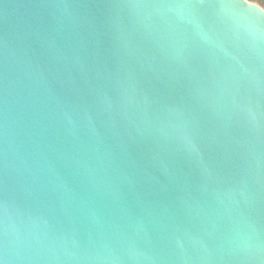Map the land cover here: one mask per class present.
I'll return each mask as SVG.
<instances>
[{
    "label": "water",
    "instance_id": "1",
    "mask_svg": "<svg viewBox=\"0 0 264 264\" xmlns=\"http://www.w3.org/2000/svg\"><path fill=\"white\" fill-rule=\"evenodd\" d=\"M3 264H264V6L0 0Z\"/></svg>",
    "mask_w": 264,
    "mask_h": 264
},
{
    "label": "trees",
    "instance_id": "2",
    "mask_svg": "<svg viewBox=\"0 0 264 264\" xmlns=\"http://www.w3.org/2000/svg\"><path fill=\"white\" fill-rule=\"evenodd\" d=\"M252 1H258L260 4L264 6V0H252Z\"/></svg>",
    "mask_w": 264,
    "mask_h": 264
},
{
    "label": "rangeland",
    "instance_id": "3",
    "mask_svg": "<svg viewBox=\"0 0 264 264\" xmlns=\"http://www.w3.org/2000/svg\"><path fill=\"white\" fill-rule=\"evenodd\" d=\"M251 2H255V3H258V4H260L258 1H252V0H250ZM262 5V4H261ZM263 6V5H262Z\"/></svg>",
    "mask_w": 264,
    "mask_h": 264
},
{
    "label": "snow or ice",
    "instance_id": "4",
    "mask_svg": "<svg viewBox=\"0 0 264 264\" xmlns=\"http://www.w3.org/2000/svg\"><path fill=\"white\" fill-rule=\"evenodd\" d=\"M0 264H3V262H2V261H0Z\"/></svg>",
    "mask_w": 264,
    "mask_h": 264
}]
</instances>
